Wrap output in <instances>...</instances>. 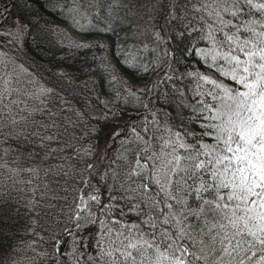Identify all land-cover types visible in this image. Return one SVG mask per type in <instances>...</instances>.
<instances>
[{
    "label": "snow or ice",
    "instance_id": "obj_1",
    "mask_svg": "<svg viewBox=\"0 0 264 264\" xmlns=\"http://www.w3.org/2000/svg\"><path fill=\"white\" fill-rule=\"evenodd\" d=\"M116 7L107 5L109 15ZM69 11L91 24L83 5ZM9 14L4 4L0 35L22 44L26 25L14 20L8 27ZM156 38L164 47L151 69L142 61L132 67L145 74L162 67V76L150 87L125 89L152 119L132 129L115 157L105 149L102 174L85 159L96 156L91 145L75 149L87 176L66 217L71 251L57 247L62 236L54 234L52 252L37 256L50 255L51 264H264V0H169ZM173 39L187 40L181 55L204 70L184 64ZM161 84H171L163 95L171 96L178 123L143 99ZM58 95L0 51V236L4 218L19 216L21 206L36 212L35 194L43 199L48 188L35 183L42 172L79 175L59 146Z\"/></svg>",
    "mask_w": 264,
    "mask_h": 264
},
{
    "label": "trees",
    "instance_id": "obj_2",
    "mask_svg": "<svg viewBox=\"0 0 264 264\" xmlns=\"http://www.w3.org/2000/svg\"><path fill=\"white\" fill-rule=\"evenodd\" d=\"M79 1L83 0H8L10 14L6 24L11 25L12 21L19 20L22 25H26L24 43L20 45L14 42L16 45L14 55L42 81L56 89L59 95L56 96L55 102L63 104L67 101L61 106L64 114L73 117L79 114L80 117L83 113L86 119H89L93 127L90 142L99 143L104 118L91 116L87 110L97 107V110H103L108 118L113 116L114 122L122 127L109 147L107 146L109 155L115 157V153L119 150L118 145L123 142L122 139L126 142L131 138L133 128L139 131L144 126L145 117L152 119L148 111L138 101L128 96V93L124 98L117 99V90L122 92L126 87L133 90L142 89L145 85L150 87L163 73L149 71L145 74L142 69L132 67L134 62L142 61L151 69L153 62L149 53H143L141 49L132 46L137 30V15L121 7L114 8L109 15L108 8L104 7V17H107L104 28L83 30L78 28L69 16L73 3ZM106 1L113 4L115 0ZM155 1L158 4L156 14L162 13L163 16V5L167 6L169 0ZM73 41L89 43L92 46L77 49L70 47ZM187 43V40H178L173 44L178 57L184 61V64L197 65L204 70L203 65H198L195 57L187 58L181 55ZM99 44H103L104 47H99ZM184 64L180 66L181 71H184ZM113 71L115 80L111 75ZM61 72L65 75H59ZM119 81L122 82L121 85L118 84ZM117 86L120 88L116 90ZM170 89L171 84H161L150 94L151 100L149 95H144L143 99L150 107L157 109L159 114L172 99L171 96L166 98L163 95L165 90L170 91ZM104 99L108 100L107 105L103 103ZM109 123L110 121H107V125ZM104 168L100 169L98 174H102ZM83 173L82 178H85L87 173L85 171ZM100 184L103 187L102 181ZM21 187L29 186L21 185ZM82 187V183L77 185L78 189ZM24 195L21 193L22 197ZM75 195L73 192L72 201ZM36 213L37 210L34 213L21 206L19 216L13 213V219L4 218L3 235L0 236V264H10L12 260L18 261V264H51L50 255L37 256V253L42 251L49 254L52 252L53 236L40 239ZM61 227L68 229L62 225ZM72 227L71 224L70 228ZM58 234L55 236H62V239L57 247H63L66 252L71 251L72 235L66 230ZM88 238L85 236V242ZM63 258L65 261L68 260L67 255Z\"/></svg>",
    "mask_w": 264,
    "mask_h": 264
},
{
    "label": "rangeland",
    "instance_id": "obj_3",
    "mask_svg": "<svg viewBox=\"0 0 264 264\" xmlns=\"http://www.w3.org/2000/svg\"><path fill=\"white\" fill-rule=\"evenodd\" d=\"M114 2L118 4L119 7L123 9L127 8L131 13L137 15L136 18L137 30L133 37L134 44H132V46L134 48L141 49V52L143 53H147V54L149 53L150 57L154 62L156 60L157 53L160 52L164 47L163 43L157 40L156 33L160 32L161 27L164 26L165 24V12L167 11V6L163 5L164 11L162 8V12L164 13V15L162 16V13L156 14V7H158V4L155 0H115ZM4 4H8V0H0V8H2ZM76 4L83 5L84 8L87 10L89 17H91V24H89L88 20L81 19L78 13H72L69 11V16L71 17L72 21L78 28H81L83 30H94V29L104 28V24L107 19V17H104L105 8H107L106 6L111 3H108L106 0H83L77 2ZM90 4L93 5L99 4L101 5V7L99 9L94 7H88ZM97 11L99 12V16L95 15ZM77 20H79L80 22L77 23L76 22ZM7 26L10 28H14L13 24L11 25L9 24ZM5 30H6L5 25L0 24V32H4ZM165 32H167L166 28H165ZM25 37H26V33L24 34L22 44L24 43ZM10 40L11 37H5L0 35V51L7 52L9 55L16 58L18 63L22 64L26 69L34 73L27 66H25V64H23L20 60H18V58L14 55L13 51L14 49H16L15 47L16 45L14 42H9ZM176 42H178L177 39L172 40V47H174L173 44H176ZM18 44L22 45L21 43ZM154 49L156 51H153ZM158 71H160V74L163 73V68L161 67ZM111 75L115 80L116 76L114 74V71L111 72ZM35 76L38 77L36 74ZM42 82L46 86L50 87L44 81ZM121 83L120 81L118 82L119 85H121ZM119 88L120 87L117 86L116 90ZM117 93H119V95L117 94L116 98L121 99L125 97L127 91L125 89L122 92H120V90H117ZM55 98L53 100V105L55 107L56 112L58 113L56 117L57 123L61 126L60 131H61L62 143L59 146L63 149V154L69 158L68 163L70 165L75 166L76 171L77 173H79V175H76L71 179H69L68 177H64L62 175L61 176L49 175L45 178L42 172L41 180L35 182L39 184L41 190H44V182L42 181H46V183L48 184L46 195L44 196L43 199H41L40 191H37L35 194V198L39 202L38 207L36 209L37 213H39L38 215L36 214L37 226L40 235L43 237L45 236L52 237L54 234H58V233L60 234L61 231L63 232L66 230L63 229L61 225L64 228L69 229L72 224L71 222L67 221L66 217L71 210L69 205L72 202V194L73 192L76 194L74 189L77 188L78 184L81 185L80 180L84 174L83 173L84 161L78 160L76 158L75 149L81 148V146L83 147H88L89 145L92 146V148L96 153V156L95 157L89 156L86 157L85 159L88 160L89 162L95 163L96 169L94 170V174L98 173L100 169L105 167V162H104L105 149H108L110 142L115 136H117L120 133L122 128L119 124H116L114 122L113 116L108 118L106 113L104 114L103 110H97L98 109L97 107L88 109L87 111H89V115L97 116V117L102 116L104 118L103 121L104 124H103V129L100 132L99 143L90 142L89 140L91 137V133L93 132V127L89 119L87 120L83 113H81L80 117L79 114H75L74 115L75 117L69 116L68 114H64L62 112L61 106L64 105L65 103L63 104L62 102L57 103L55 102L56 101ZM102 101L106 105L109 103L108 100L106 99ZM171 101L172 99L168 101L169 103L167 104V107L165 106L164 111H161L158 115L160 118H163L165 112H171L172 115L176 117V120L174 122L178 123L179 117H177L175 105ZM107 121H110L109 125H107ZM122 141L125 142L123 139ZM118 149L121 150V144L118 145ZM116 154L117 153H115V155ZM25 178H29V177L25 176ZM65 181H67V183H65ZM64 188H68L69 192L66 193L64 191ZM65 196H67V200L62 199V197ZM58 220L61 222L57 223Z\"/></svg>",
    "mask_w": 264,
    "mask_h": 264
}]
</instances>
